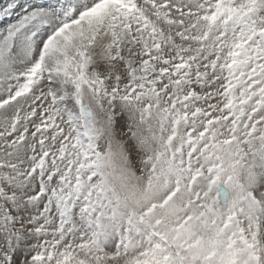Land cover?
Wrapping results in <instances>:
<instances>
[{
	"label": "snow or ice",
	"instance_id": "obj_1",
	"mask_svg": "<svg viewBox=\"0 0 264 264\" xmlns=\"http://www.w3.org/2000/svg\"><path fill=\"white\" fill-rule=\"evenodd\" d=\"M0 264H264V0H0Z\"/></svg>",
	"mask_w": 264,
	"mask_h": 264
}]
</instances>
